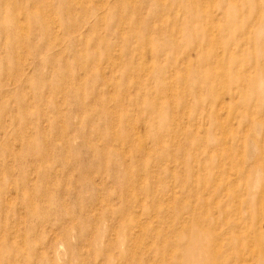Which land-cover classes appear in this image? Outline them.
I'll return each instance as SVG.
<instances>
[{"label": "rangeland", "instance_id": "374dc122", "mask_svg": "<svg viewBox=\"0 0 264 264\" xmlns=\"http://www.w3.org/2000/svg\"><path fill=\"white\" fill-rule=\"evenodd\" d=\"M0 264H264V0H0Z\"/></svg>", "mask_w": 264, "mask_h": 264}]
</instances>
